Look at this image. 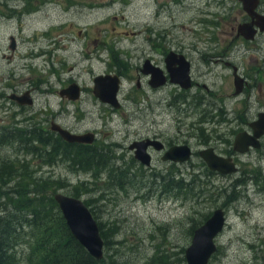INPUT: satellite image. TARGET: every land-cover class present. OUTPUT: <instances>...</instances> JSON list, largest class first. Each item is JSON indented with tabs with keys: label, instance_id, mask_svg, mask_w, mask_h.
<instances>
[{
	"label": "rangeland",
	"instance_id": "374dc122",
	"mask_svg": "<svg viewBox=\"0 0 264 264\" xmlns=\"http://www.w3.org/2000/svg\"><path fill=\"white\" fill-rule=\"evenodd\" d=\"M232 5L242 8L240 0H40L38 11L34 15L26 16L21 24L13 21L11 25V21L8 22L0 17V48L7 51L8 36L11 31H17L20 35L21 47L13 63L21 61L20 55L26 46L22 36L24 39L30 38V43L38 42L43 49L53 51L55 48L56 51H61V54L70 51L68 59L75 64L73 72H77L82 84H89L92 69L99 72L108 66L96 53L91 54L89 48L96 50L95 44L87 47L86 51L92 57L83 54L85 46L82 36L77 33L79 29L87 27L93 37L113 35L114 25H117L116 30L142 29L140 37L150 32L153 35L157 31L159 42L172 39L174 46L190 47V53L197 57L199 56L198 48L207 51H217L221 48L220 42L214 41L212 37L218 34L222 41L227 35L225 31L222 32V29H229L231 24L220 26L218 21L222 15L230 12ZM120 13L121 27L120 21L114 18V15H120ZM71 28L73 31L70 33H61ZM36 32L38 36L27 35H33ZM62 35L76 36V40L69 42L66 38H60ZM139 36L136 38H140ZM129 40L133 41V39ZM137 41L135 45L139 44L140 39ZM235 44L238 48V56L244 55L247 51L244 48L246 42L242 43L239 40ZM127 45H134V43ZM43 61L40 58L38 63ZM136 61L137 57L132 52L131 62ZM0 64L7 67L9 62L0 57ZM43 66L44 64L36 65L39 68ZM199 67L205 68L203 64ZM217 67L215 69L218 75L208 77L209 83L212 85L211 80L215 79L223 88H220V91L194 89L189 93L188 101H192L194 94L201 95L206 100L202 107H210L212 103L222 105L223 109L230 111L229 117L236 112L243 111L250 114L264 108V92H260L255 87L251 91L234 94L232 92L234 86L230 87L233 76L226 74V70L222 71L223 66ZM178 93L175 91L174 95ZM216 93L222 94L221 97H216ZM48 94L54 95L50 91L39 93L38 104L49 102L54 107H58L59 104ZM92 108H95L93 111L96 117L103 111L100 106ZM194 108L185 102H177L173 107L158 103L152 109L157 119V128L153 129L151 116L147 115L146 119H137L136 107L127 105L124 108L125 114L121 115V134H129L132 138L136 135L135 130L141 132L158 130L168 133L175 140L189 139L196 149L214 145L218 151L230 150L231 147H224L230 146L235 136V132L231 129H236L241 124L218 120L199 124L198 114L193 112ZM198 125L203 126L205 133L210 136L207 142L200 143L199 138L191 133L199 132ZM111 129L115 130L113 127ZM10 150H12L10 146L0 147V151L16 155ZM0 157L1 168L7 157L6 155ZM192 162L196 165L194 167L190 163L187 166L183 165V171H175L177 168L171 165L167 186L173 172H177V178L183 176L186 180H190L193 173H196L204 185V193L200 197L192 193L194 189L190 192L187 187L183 191L180 188L175 191L167 190L166 184L164 187L159 186L156 180L155 187H163L164 192H160L159 189L151 187L153 183L149 180L148 182L136 181V185L129 189L108 188L104 190L106 194L103 198L94 200L98 219L108 221V225L115 224L113 237L119 242L111 244L112 255L118 259H115L114 264H152L151 259L154 253L157 256L167 254L168 258L165 260L168 264H188L186 248L192 240L194 232L192 225L195 221L204 218L206 213L211 214L220 206L227 211V222L224 230L216 237L218 248L208 264H264V148L241 154L239 159L241 168L238 172L231 174L211 169L200 154L192 158ZM44 168H46V174L60 178L63 183H66L56 191L68 193L67 190L76 182L93 179L91 173L69 170L65 164L54 167L45 165ZM161 178L158 179L161 180ZM99 180L103 182L101 186H107L106 174H102ZM11 182L16 183L13 179ZM109 183L111 184L110 180ZM99 192L84 194L81 197H96L100 194ZM30 246L33 250L31 239L19 248L23 255L21 259L23 264L36 263V260H29L31 259ZM107 256L110 258V255Z\"/></svg>",
	"mask_w": 264,
	"mask_h": 264
},
{
	"label": "flooded vegetation",
	"instance_id": "af4514ba",
	"mask_svg": "<svg viewBox=\"0 0 264 264\" xmlns=\"http://www.w3.org/2000/svg\"><path fill=\"white\" fill-rule=\"evenodd\" d=\"M39 2L40 0H0V17L8 22L11 21V25L13 21L21 24L26 16L34 15L38 11ZM240 2L242 8L232 5L230 12L222 15L218 21L220 26L231 24L229 29H222V32L225 31L227 34L222 41L218 34L216 38L212 37L214 41L220 42L221 48L217 51L198 48L199 56L197 57L190 53V47L174 46L172 39L159 42L156 29L153 35L150 32L142 37L139 36L142 29L116 30L117 25L113 26V35L108 34L104 37L99 35L93 37L87 27L79 29L77 33L82 36L85 46L83 54L92 57L91 54L96 53L108 66L99 72L92 69L89 84H82L77 72H73L75 64L68 59L70 51L64 52L63 55L55 48L53 51L43 49L38 42L30 43L31 39H24L23 36L22 40L26 42V46L21 52V61L13 63L20 50L21 42L18 32L11 31L8 36L9 49L6 51L0 48V57L9 62L7 67L0 64V147L10 146L12 149L10 151L16 155L0 151V156L6 155V164L16 172L13 181L43 180L49 175L45 173V165L54 167L65 164L69 170H76L72 166L78 167L79 161H86V158L77 161V157L88 155L90 152L107 154L110 156L111 164L121 171L160 172L159 177H162L165 172L168 173L171 165L177 168L175 171H183V165L187 166L188 163L194 167L196 164L192 162V158L200 154L201 149L206 146L196 149L189 139L175 140L168 133L158 130L154 132L135 130L136 135L132 138L129 134H121V115L125 114L124 108L127 105L136 107L137 119H146L147 115L151 116L152 128L156 129V113L152 109L158 103L173 107L177 102L189 103L190 106L195 107L193 112L198 114L199 124L210 122V120L233 121L241 124L240 127L231 129L235 132V136L230 146L224 147H231L230 150L218 151L214 145H209L214 147L218 154L232 156L238 165V170L234 173L238 172L241 168L239 164L241 154L264 148V134L259 137L260 146L250 144L245 152L235 147L236 134L241 130L253 133L251 122L258 118L259 112L264 111V108L250 114L243 111L236 112L229 117L230 111L223 109L222 105L212 103L210 107H202L206 100L201 95L194 94L192 101H188V98L189 93L194 89L220 91V88H223L215 79L211 80L212 85L209 83L208 77L218 75L215 69L218 68L217 66H223L222 71L226 70V74L233 76L230 87L234 86L232 91L234 94H239L236 93L235 76L237 75L244 77L243 90L240 93L251 91L255 87L260 92H264V30L257 23L261 20L262 24L264 23V0H258L254 15L245 9L242 0ZM114 18L120 21L121 27V13L114 15ZM246 22L253 23L252 28L257 29L253 37H247L238 31L239 24ZM71 31L73 28L61 33L68 34ZM27 35L32 37L37 35V32ZM138 36L140 41L138 45H135L138 42L136 38ZM60 38H66L69 42L76 40V36L70 35H62ZM126 39H133V41L126 42ZM239 40L242 43L246 42L244 48L247 50L241 56H238V48L235 44ZM132 43L134 45H127ZM93 44L97 46L96 50L89 48ZM87 47L91 54L86 52ZM132 52L137 57L134 63L131 62ZM40 58L44 60L43 63H38ZM38 64H44L43 68L36 67ZM201 64L205 68L201 69L199 67ZM185 70L189 75V86H184L180 82L178 73L175 74ZM100 74L110 76L102 82V85L109 86L111 91L115 87V100L103 98L107 96L105 93L103 97L97 93L95 78ZM173 75L178 79L177 81H174ZM72 85L78 86L79 89L76 91L71 89ZM46 91L54 93L58 98L48 94L59 104L58 107H54L49 102L38 104L39 93ZM175 91L179 93L174 95ZM221 95L216 93V97ZM93 106H100L103 110L97 117L94 115ZM126 119L129 120V117L126 116ZM61 128L76 134L89 133L91 140H69L61 133ZM197 129H199L198 133H191L199 138L200 143L207 142L210 136L205 133L204 127L198 125ZM143 140L148 141L146 148L150 154L149 164L136 155L135 143ZM152 140H157L158 143ZM185 143L192 147V156L189 159L174 160L165 157L170 147ZM158 145L162 147L159 148ZM65 153L73 155V160L69 158L63 161L61 155ZM75 162L76 165H74ZM157 180L159 186H163L162 179ZM156 182L151 186L152 188H157ZM163 187L157 189L164 192Z\"/></svg>",
	"mask_w": 264,
	"mask_h": 264
},
{
	"label": "trees",
	"instance_id": "16d2710c",
	"mask_svg": "<svg viewBox=\"0 0 264 264\" xmlns=\"http://www.w3.org/2000/svg\"><path fill=\"white\" fill-rule=\"evenodd\" d=\"M73 160L71 154H62L61 159ZM85 162H78V167L72 166L76 171H86L91 173L92 180H80L73 184L68 193L81 196L88 193H98V196L85 198L96 214L94 200L103 198L106 189L122 188L129 189L136 185V181L154 184L160 176V172L121 171L111 164L110 156L103 152H90L85 156H78V160L85 159ZM0 168V264H23L20 246L30 239L33 241V250L30 246V261L36 260L35 264H114L111 244L119 242L114 238L115 224L108 225V221L99 219L101 233L105 240V254L101 259L91 255L84 245L76 238L71 231L66 218L64 217L54 192L66 185L62 179L45 176L43 180L34 179L30 182H17L12 184V179L16 172L3 162ZM76 165V162L75 164ZM9 167V169H8ZM22 174V172H20ZM31 174V173H30ZM102 174L107 175V186H101L99 182ZM177 172L171 173L172 179L167 186L168 173L162 175L163 186L166 184L167 190L183 191L187 187L188 191L200 197L204 193V185L196 173H193L190 180L185 177H176ZM199 175V174H198ZM109 180L111 184L109 183ZM99 185V186H98ZM53 187V190H52ZM198 188V189H196ZM52 190V191H51ZM191 192V191H190ZM93 205V206H92ZM97 215V214H96ZM209 213L194 222L192 230L203 223ZM98 217V216H96ZM25 246V244H24ZM25 248H27L25 246ZM108 249V250H107ZM158 253V252H157ZM107 255H110L108 258ZM168 255L163 253L157 256L152 255V264H168L165 258ZM110 259L109 262H107ZM118 260V259H117Z\"/></svg>",
	"mask_w": 264,
	"mask_h": 264
},
{
	"label": "water",
	"instance_id": "95a60500",
	"mask_svg": "<svg viewBox=\"0 0 264 264\" xmlns=\"http://www.w3.org/2000/svg\"><path fill=\"white\" fill-rule=\"evenodd\" d=\"M242 1L245 9L254 15L258 0ZM257 23L260 24L261 29L264 30V23L262 24V20ZM252 27L253 23L251 22L241 23L238 26V31L244 33L247 37H253L257 29ZM181 55L182 58L185 59L184 55ZM186 70L188 69L186 68ZM186 70L178 71L175 74L178 73L177 75L180 77V82L184 86H189V75ZM107 78H110L107 74H100L96 76L95 81L97 93L102 97L105 93L107 96L103 98L115 100V87L114 90L111 91L109 86L106 87V85H102V82L106 81ZM173 79L174 81L178 80L175 76ZM243 82L244 77L238 75L235 76L236 93H240L243 90ZM72 87L73 88L71 89H74L75 91L79 89L76 85H72ZM251 125L253 126V133L248 130H241L236 134L235 147L241 152H245L250 144L260 146L259 137L264 134V111L259 112L258 118L252 121ZM61 133L69 140H91L89 133L76 134L63 128H61ZM152 141L158 143L157 140ZM147 144L148 141L143 140L137 141L135 146H137V157H140L144 162L149 164L150 154L147 152ZM158 147L161 148L162 146L158 145ZM200 154L213 170H218L221 173L226 174H231L238 170V165L235 163L232 156L218 154L212 146L201 149ZM191 156L192 147L187 143L173 145L165 154L166 158L174 160H185L189 159ZM54 197L57 200L59 207L61 208L64 217L66 218V221L76 238L89 250L92 255L99 259L102 258L104 255L105 240L101 233L99 219L96 217L91 206L81 196H76L61 190L56 191ZM226 222V210L224 207L220 206L215 208L207 219L194 229L191 243L186 248V259L188 264L209 263L213 253L218 248L216 237L224 230Z\"/></svg>",
	"mask_w": 264,
	"mask_h": 264
},
{
	"label": "bare ground",
	"instance_id": "6f19581e",
	"mask_svg": "<svg viewBox=\"0 0 264 264\" xmlns=\"http://www.w3.org/2000/svg\"><path fill=\"white\" fill-rule=\"evenodd\" d=\"M73 234V233H72Z\"/></svg>",
	"mask_w": 264,
	"mask_h": 264
}]
</instances>
